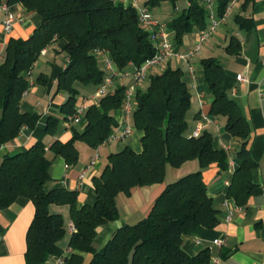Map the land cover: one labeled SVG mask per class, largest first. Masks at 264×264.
Segmentation results:
<instances>
[{
  "label": "trees",
  "instance_id": "1",
  "mask_svg": "<svg viewBox=\"0 0 264 264\" xmlns=\"http://www.w3.org/2000/svg\"><path fill=\"white\" fill-rule=\"evenodd\" d=\"M181 1L184 0L145 2L151 12L163 3L172 5L174 16L166 27L176 48L186 35L209 25L208 9L201 0H187L188 6L179 9ZM230 1L219 0L220 17ZM2 4L20 5L41 16L43 22L28 39L10 38L7 43L0 64V145L13 142L24 128L37 126L40 116L23 112L21 103L31 87L32 72L42 50L53 43L66 42L64 52L69 60L56 88L57 94L67 95L62 106L65 119L76 110L79 85L98 88L107 77L101 54H108L117 70L124 72L130 69V64L140 66L156 52L137 11L113 0H0ZM236 22L244 29L253 26L250 19L242 16H237ZM239 49L240 42L232 37L226 52L232 54ZM201 64L213 95L210 116L225 117L227 132L239 142L228 195L237 205L244 206L261 191L252 180L256 163L248 150L249 123L238 103L228 96L221 63L216 58H207ZM184 77L180 67L168 65L161 73L149 76L146 90H137L132 122L143 132L142 152L125 147L109 155L102 174L93 179L97 195L93 205L79 208L77 191L63 188L47 191L52 180V160L47 151L75 166L79 161L78 142L92 148L102 145L118 127L114 113L124 107L126 86L117 87L91 105L84 129L73 127L68 142L54 141L50 147L36 142L26 151L4 157L0 165V210L19 198L29 199L35 206L27 234V264H47L50 256L63 255L59 243L66 234L64 220L61 215L51 213L52 205L69 206L75 228L69 248L78 253L66 257L64 264H84L82 254L91 256L88 264L209 263L208 250L190 256L183 249V240L192 228L213 229L218 225L219 211L208 193L203 172L214 164L221 171L229 170L230 166L228 153L214 147L210 133L203 132L197 138L189 135L187 114L192 95ZM37 82L44 85L47 77L40 75ZM57 121L49 119V134L54 133ZM194 160L200 164L198 172L169 184L147 218L118 229L103 248L97 249L98 229L119 218L116 203L119 194L129 196L134 188L160 184L165 180L167 166L180 168Z\"/></svg>",
  "mask_w": 264,
  "mask_h": 264
},
{
  "label": "crops",
  "instance_id": "2",
  "mask_svg": "<svg viewBox=\"0 0 264 264\" xmlns=\"http://www.w3.org/2000/svg\"><path fill=\"white\" fill-rule=\"evenodd\" d=\"M141 2V5H145L146 0ZM178 4H181L178 8L182 9L188 6V1L184 0ZM164 6L166 5L155 8L152 14L155 19L166 25L167 22L158 17L157 10L160 9L163 17H170V19L173 18L174 12L171 14ZM218 7L219 1L212 8L213 17L216 20L220 19ZM9 8L16 16L13 31L9 34L2 28L5 14L0 10V55L3 57L10 38L28 39L43 22L41 16L35 12H27L20 5H12ZM237 16L250 19L253 23L252 28H240L236 22ZM198 33L199 30L196 29L186 35L182 45L177 49L182 54L191 53ZM232 37L238 39L240 49L229 54L226 52V47ZM65 45V41L53 43L46 48V54L41 55L44 58L43 64L39 65L37 62L35 65L31 87L23 97L21 109L23 112L39 115V122L34 129L24 128L13 142L0 145V165L4 157L26 151L36 142H43L50 147L54 141L65 143L72 138V129L66 127L65 114L62 112L67 95L56 93L58 77L69 62L64 52ZM197 54L189 62L175 59L176 62L168 64L175 68L180 67L184 71V80L191 88L192 103L187 114L188 133L192 135L202 118L208 117L210 122L205 124L203 132L212 135L215 148L226 150L229 162H235L239 142L227 132L226 118L210 116L213 95L205 80L201 62L207 58H216L225 70L224 84L228 96L238 103L248 120L251 130L248 150L256 163L252 171V180L261 191L252 196L246 205L239 206L228 195L233 170L229 167V170L221 171L215 164L204 170L203 179L219 211V223L213 229L202 226L192 228L184 237L183 249L190 256H197L208 250L210 255L208 264H264V0L249 2L239 0L225 21L203 45L200 54ZM190 66L194 68L195 76L190 74ZM242 73L247 75L248 82L237 80V76ZM152 74H156L154 69L149 75ZM40 75L47 77L46 84L37 82ZM129 80L132 83L131 79ZM78 88L80 97L77 105L82 99L92 96L97 89L84 85H79ZM114 116L119 124L122 112L118 111L114 113ZM51 117L58 120L53 134L47 132ZM131 125L134 127V132L130 138L111 141L99 147V159L82 182L79 176L89 165L96 148L84 142H78L76 146L79 151V161L75 166L67 165L65 159L55 157L51 151H47L48 158L52 160V180L46 187L47 191L58 188L77 191L79 208L95 204L97 195L93 179L102 174L108 164L109 155L120 152L125 147H130L137 153L142 152L143 132L137 130L132 121ZM84 126L85 124H80L75 128L81 131ZM199 170L200 164L197 160L187 162L180 168L167 166L165 180L162 183L134 188L129 196L119 194L116 198L119 218L98 229L95 238L97 249L103 248L118 229L126 225H134L147 218L156 199L169 184ZM50 211L52 214L61 215L64 220L66 234L59 243L63 254H67L68 257L78 253L69 248L73 226L70 207L52 205ZM34 216L35 206L26 198H19L10 207L0 210V264H27V234ZM218 240L223 241L221 247L215 244ZM82 256L85 260L84 264H88L91 256L88 254H82ZM59 258L50 256L47 264H59Z\"/></svg>",
  "mask_w": 264,
  "mask_h": 264
},
{
  "label": "built area",
  "instance_id": "3",
  "mask_svg": "<svg viewBox=\"0 0 264 264\" xmlns=\"http://www.w3.org/2000/svg\"><path fill=\"white\" fill-rule=\"evenodd\" d=\"M116 4H121L124 7H131L135 9L139 15V21L142 28L150 34V39L155 47V55L152 58L147 59L140 66L130 64V69L124 72L118 71L115 67L112 58L103 53L102 59L106 68L113 72L111 77H106L104 82L98 86L96 92L87 98L82 99V101L76 106V110L73 115L65 119V124L68 129H72L76 125L86 123V113L89 107L93 104H97L102 97L107 96L110 87L114 83V78H127L131 79L132 83L127 86L125 90V103L123 109H121L122 116L118 127L110 134L109 138L103 143L106 144L111 141H121L130 138L133 135L134 127L131 125L132 115L135 110V94L140 85L148 81L149 74L152 69L161 65L167 60L179 59L181 61L189 62V60L197 53L201 52L203 45L212 37V35L217 31L220 24L225 21V19L230 14L233 7L239 2V0H231L225 9L224 15L216 20L213 17L212 8L214 5V0H201L202 4L208 9V20L209 25L206 29L199 31L198 38L194 44V48L191 53L182 54L174 45L171 34L168 32L165 24L161 23L153 16L151 10L145 5H141L142 0H113ZM5 14L2 21V28L5 33L9 34L13 31V27L16 22V16L10 11V8L6 4L0 6ZM46 54V48L42 50L41 55ZM4 57L0 55V64L3 62ZM190 74L192 76L196 75L194 68L190 66ZM237 80L240 82H248L249 79L245 73L237 76ZM208 117L204 116L202 121L196 126L193 131L192 136L197 138L202 135L205 124L209 123ZM102 144V145H103ZM101 146V145H100ZM96 147L95 153L89 163V165L82 170L79 179L82 182L86 176L95 167L99 159V147ZM230 168L234 170L235 162L230 161ZM72 234L75 232L74 226L71 227ZM215 244L219 247L222 246L223 241L218 240ZM67 254H63L59 258V264H64Z\"/></svg>",
  "mask_w": 264,
  "mask_h": 264
},
{
  "label": "rangeland",
  "instance_id": "4",
  "mask_svg": "<svg viewBox=\"0 0 264 264\" xmlns=\"http://www.w3.org/2000/svg\"><path fill=\"white\" fill-rule=\"evenodd\" d=\"M218 1H219V0H214V5H215V6L217 5ZM141 3H142V2H141ZM162 5H166V6H164V7L167 8L168 11H170V13L172 14V12H173V7H172V5H171L170 3L166 2V3H163ZM178 5L181 6V4H178ZM157 12L159 13V14L157 13V14H158V17L161 18L162 21H165V22L168 23V22L171 20L170 17H168V18L163 17V15L161 14L160 9L157 10ZM198 54H200V52H199ZM198 54H197V55H198ZM43 62H44V58H43V57H40L39 60H38V64H39V65H42ZM173 62H176L175 59H172V60L169 59V60L165 61V62L162 63L161 65L155 67V68H154V72H155V73H161V72H162V71L168 66L169 63L171 64V63H173ZM101 64H102V66H103V70H104V72H105V75H106L107 77H111L112 74H113V72L110 71V70H108V69L106 68V66H105L104 61H103L102 58H101ZM175 65H176V64H174V66H175ZM177 67H178V66H177ZM130 83H131L130 80L127 79V78H114V83H113V85L110 87L109 92L114 91V90H115L117 87H119V86H126V87H127V86H129ZM147 87H148V82H145V83H143L142 85H140V89H141V90H146Z\"/></svg>",
  "mask_w": 264,
  "mask_h": 264
}]
</instances>
